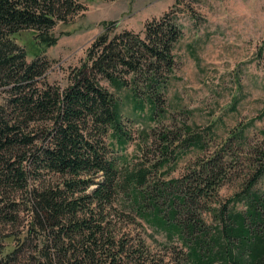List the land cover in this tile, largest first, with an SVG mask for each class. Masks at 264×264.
<instances>
[{
    "label": "trees",
    "instance_id": "trees-1",
    "mask_svg": "<svg viewBox=\"0 0 264 264\" xmlns=\"http://www.w3.org/2000/svg\"><path fill=\"white\" fill-rule=\"evenodd\" d=\"M83 8L77 0H0V264H152L144 241L118 237L106 220L105 209L120 193L132 212L178 237L185 248L180 264H264V189L256 186L264 175V146L233 198L208 206L214 223L201 216L204 201L236 167L230 151L246 145L245 126L185 176L164 182L149 184L187 148L205 150L201 132L183 124L178 132L155 133L152 161L133 163L123 153L133 139L130 120L101 81L116 91L128 88L133 110L161 121L160 97L174 76L172 49L182 36L170 13L147 21L143 35L107 22L64 88L45 80V57L27 61L16 34L30 29L39 44L53 46L55 25ZM45 173L61 182L28 187L30 175L36 180ZM18 191L24 196L17 198ZM20 211L27 215L23 230H2L19 220Z\"/></svg>",
    "mask_w": 264,
    "mask_h": 264
},
{
    "label": "rangeland",
    "instance_id": "rangeland-1",
    "mask_svg": "<svg viewBox=\"0 0 264 264\" xmlns=\"http://www.w3.org/2000/svg\"><path fill=\"white\" fill-rule=\"evenodd\" d=\"M77 1L84 8L67 23L55 25L53 32L58 37L55 45L39 44L30 29L15 35L26 51L27 61L38 54L49 61L45 80L60 88L67 85L70 69L79 65L88 46L109 21H115L116 31L127 29L143 35L147 21L170 13L182 28V36L172 49L176 59L174 76L160 97L159 108L165 112L161 121L149 120L146 114L134 111L128 88L116 91L105 80L101 81L120 98L123 117L130 120L125 122L133 139L123 152L129 161L157 158L154 134L163 129L178 132L185 124L206 137L205 150L187 148L175 164L171 162L157 169L149 184L185 176L200 159L208 158L222 146L233 131L245 126L246 145L230 151L235 153L234 171L217 188V194L204 201L207 207L201 216L207 225L213 224L208 206L217 207L233 198L257 163L256 150L264 146V0ZM145 136L149 137L146 145H140ZM234 158L226 156L225 160L230 162ZM60 182L61 176L57 174L45 173L36 180L30 175L28 187L54 186ZM256 186L264 189V175ZM152 189L148 188V192ZM23 193L18 191L17 198ZM125 200L122 193L117 194L112 206L105 209L106 220L116 235L129 241H144L152 264H180L178 257L185 248L182 249L178 237L175 234L169 237L156 229L132 212ZM236 207L241 209L243 205L237 203ZM148 210L152 211L150 207ZM26 217L20 211L19 220L1 226L5 228L2 230H10L13 225L23 230Z\"/></svg>",
    "mask_w": 264,
    "mask_h": 264
}]
</instances>
